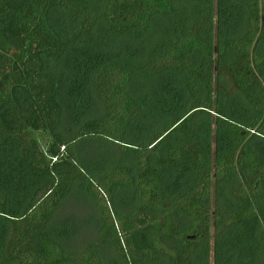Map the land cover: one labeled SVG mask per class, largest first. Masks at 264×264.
<instances>
[{
    "label": "trees",
    "instance_id": "obj_1",
    "mask_svg": "<svg viewBox=\"0 0 264 264\" xmlns=\"http://www.w3.org/2000/svg\"><path fill=\"white\" fill-rule=\"evenodd\" d=\"M0 264H264V0H0Z\"/></svg>",
    "mask_w": 264,
    "mask_h": 264
},
{
    "label": "rangeland",
    "instance_id": "obj_2",
    "mask_svg": "<svg viewBox=\"0 0 264 264\" xmlns=\"http://www.w3.org/2000/svg\"><path fill=\"white\" fill-rule=\"evenodd\" d=\"M112 107L114 106L115 111L113 110L112 116L110 119H108L105 130L108 135L110 136H116L118 135L120 131V124L122 123V118L124 117L125 114V106L122 104V101L120 98L115 97L111 101ZM36 137L40 141V145L43 148V150L47 151L48 147L51 145L52 139L49 136L48 133L46 132H40L36 134ZM83 155L87 159H92L93 155H98V153L105 154L107 157H110V147L106 144L99 143V144H93L89 143L87 146L83 148ZM114 157V155H113ZM134 208V204L131 203V200L128 199L126 200L125 198L122 201H119L116 204V208L123 212L125 215H129L132 209Z\"/></svg>",
    "mask_w": 264,
    "mask_h": 264
}]
</instances>
